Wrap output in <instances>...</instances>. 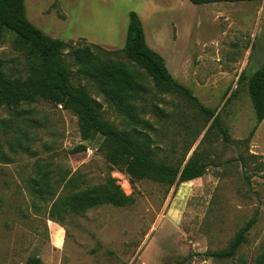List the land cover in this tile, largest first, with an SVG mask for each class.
<instances>
[{
	"label": "rangeland",
	"instance_id": "obj_1",
	"mask_svg": "<svg viewBox=\"0 0 264 264\" xmlns=\"http://www.w3.org/2000/svg\"><path fill=\"white\" fill-rule=\"evenodd\" d=\"M24 9L44 34L73 43L85 40L108 51L123 47L128 13L136 12L148 46L178 83L216 110L230 142L211 129L212 118L183 97L162 94L161 106L169 115H146L155 130L150 134L155 159L183 164L195 152L214 165L201 177L171 187L149 179L131 183L125 173L109 167L101 137L90 143L81 139L71 111L45 101L22 106L30 123L22 129L35 156L17 153L11 163H0V264H27L33 257L40 264H256L264 245V171L259 170L264 120L247 148L239 141L254 124L247 79L264 62V1L24 0ZM10 39L0 42V70L6 73L24 69ZM110 56L129 63L121 53ZM241 72L244 78L237 82ZM73 81L101 104L104 118L128 129L90 82ZM147 84L152 85L150 79ZM149 92L152 101L158 94L152 87ZM176 109L184 115L172 118ZM9 113L0 108V120ZM81 144L86 149L74 151ZM44 161L54 171L82 177L78 187L98 184L110 173L134 202L126 207L103 204L70 213L60 224L52 222L47 219L50 203H32L26 184L36 163ZM254 216L255 224L233 257L206 256L226 248Z\"/></svg>",
	"mask_w": 264,
	"mask_h": 264
},
{
	"label": "trees",
	"instance_id": "obj_2",
	"mask_svg": "<svg viewBox=\"0 0 264 264\" xmlns=\"http://www.w3.org/2000/svg\"><path fill=\"white\" fill-rule=\"evenodd\" d=\"M187 1L200 5L254 0ZM9 37L13 49L23 57L24 69H14L9 73L0 70V108L11 111L10 117L0 120V163H11L17 153L35 156L29 137L22 129L30 127L29 118L20 108L39 101L75 114L83 141L90 143L95 136L101 137L109 167L125 173L131 183L149 179L171 187L201 177L209 166L214 165L213 160L195 152L183 164L155 159L152 152L154 141L150 135L155 130L146 115L151 113L156 118L169 115L161 106L162 94L183 97L200 113L212 118L211 129L223 142H230L229 133L216 110L202 105L187 87L178 83L163 58L148 46L141 19L134 11L128 13L123 47L108 51L85 40L73 43L52 38L29 21L24 0H0V42ZM117 53L124 55L129 63L110 56ZM74 77L90 82L103 101L126 121L128 129H118L104 118L101 104L84 85L75 83ZM243 78L241 72L237 82ZM148 79L152 85L147 84ZM150 87L159 95L152 101L147 100ZM247 93L254 124L247 136L239 141L245 148L264 120V62L247 79ZM178 113L184 115L182 110L176 109L171 113L172 118H176ZM85 149L86 145L81 144L74 151ZM51 165L48 161L36 163V170L26 184L32 203L36 200L50 203L47 219L52 222L60 224L70 213L82 214L103 204L126 207L134 202V197L125 194L110 173L98 184L78 187L84 180L82 177L61 169L54 171ZM259 165V170L264 171V162ZM245 177L248 179L250 176ZM255 222L254 216L235 232L226 248L208 252L206 256L217 259L233 257ZM27 264H40V260L29 258ZM256 264H264V245Z\"/></svg>",
	"mask_w": 264,
	"mask_h": 264
},
{
	"label": "crops",
	"instance_id": "obj_3",
	"mask_svg": "<svg viewBox=\"0 0 264 264\" xmlns=\"http://www.w3.org/2000/svg\"><path fill=\"white\" fill-rule=\"evenodd\" d=\"M146 39V38H145ZM154 43V42H153ZM154 45H155V43H154Z\"/></svg>",
	"mask_w": 264,
	"mask_h": 264
}]
</instances>
